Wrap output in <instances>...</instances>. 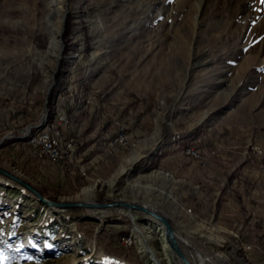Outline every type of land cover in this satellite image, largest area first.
Here are the masks:
<instances>
[{
	"label": "rangeland",
	"instance_id": "1",
	"mask_svg": "<svg viewBox=\"0 0 264 264\" xmlns=\"http://www.w3.org/2000/svg\"><path fill=\"white\" fill-rule=\"evenodd\" d=\"M57 117L80 143L114 117L115 164L88 174L87 143L61 141L57 165L34 153L30 135ZM2 138L0 167L53 201L146 205L193 264L197 252L264 264V0H0ZM173 143L185 166L172 172ZM159 225L125 208L51 209L0 176V264H181Z\"/></svg>",
	"mask_w": 264,
	"mask_h": 264
},
{
	"label": "water",
	"instance_id": "2",
	"mask_svg": "<svg viewBox=\"0 0 264 264\" xmlns=\"http://www.w3.org/2000/svg\"><path fill=\"white\" fill-rule=\"evenodd\" d=\"M51 89V86L49 90ZM45 123V118L37 123L35 126L28 127L27 131L29 132L31 129H39ZM28 135L16 136L18 140H25L27 139ZM3 139L0 141V145L3 144ZM0 175L9 179L10 181L16 183L20 187L24 188L26 191L29 192L31 196L36 198L38 201L42 202L43 204L47 205L51 209H66V208H86V209H95V210H104L108 208H125L128 210H136L143 214L149 216L152 220L156 223H159L162 228L164 229L165 237L167 243L169 245V249L173 255L177 257L181 264H191L184 249L181 247V239L177 237L175 228L171 221L162 213L153 211L148 209L144 205L131 203L129 201L123 200H112L108 202H95L90 200H83V201H73V202H57L47 198L38 188L33 186L27 179L16 175L3 167H0Z\"/></svg>",
	"mask_w": 264,
	"mask_h": 264
},
{
	"label": "crops",
	"instance_id": "3",
	"mask_svg": "<svg viewBox=\"0 0 264 264\" xmlns=\"http://www.w3.org/2000/svg\"><path fill=\"white\" fill-rule=\"evenodd\" d=\"M55 106L57 107L58 105L55 104ZM56 109V108H55ZM105 122V121H103ZM117 123V121H115V118L112 117V119L109 120V125L105 127V125L101 126V132L96 133L94 136L91 135H87L86 138H84L81 143L78 142L76 144V146L73 148V150H71L70 152L73 153L75 151V149L77 147H79L78 144H81V146H83V143H87V145H85V148H83L82 150H80L78 153L79 158H78V162H82V167L85 168V170L87 171L88 174H91V171L93 172V170L96 171H105L107 170L109 167L111 168L113 164H115V162L117 161V157L119 154V145H117L116 143H113L112 138L114 135V126ZM62 130V129H61ZM69 131H67L66 127H63V138H69L68 137V133ZM91 137V138H89ZM83 144V145H82ZM177 144L173 143L170 146H167L166 149L168 150V154L167 157L169 158H173L174 161H171V168L169 171H175V170H179V168H182L185 166V164L183 163H179L178 159L180 160L181 158L179 157V151L176 148ZM69 153L67 156H65V163H67V161L72 162V154ZM68 157V158H67ZM76 158V157H75ZM46 162L49 163V161L46 159ZM65 163H63L61 165L64 166ZM175 163V164H174ZM188 170H194L195 165H190L187 166ZM197 170V169H196Z\"/></svg>",
	"mask_w": 264,
	"mask_h": 264
},
{
	"label": "bare ground",
	"instance_id": "4",
	"mask_svg": "<svg viewBox=\"0 0 264 264\" xmlns=\"http://www.w3.org/2000/svg\"><path fill=\"white\" fill-rule=\"evenodd\" d=\"M46 118H47V115H46ZM45 118V120L47 121V119ZM61 120H62V118H61ZM45 124H46V122L44 123V125L41 127V128H43L44 126H45ZM41 128H39V129H41ZM60 131H61V124H60ZM29 133H31V130L29 131ZM42 131H39V132H37L35 135H30V137H29V144L31 145V144H33V142L34 141H36L37 140V138H39V137H41L42 136ZM61 135H62V132H61ZM59 139V140H58ZM43 140L47 143V145L51 148V155H52V157H56L57 159H59L62 155H63V152H62V145H61V141H63L62 139H60V137H59V134L58 133H56V131L55 130H53V129H49V132H46V133H43ZM60 141V142H59ZM63 142H65V141H63ZM67 143V142H66ZM71 146H67V147H65L66 149L67 148H70ZM197 152H198V150H197ZM132 156H135L136 155V153H133V154H131ZM130 159V158H129ZM127 161V160H126ZM129 161V160H128ZM131 161V160H130ZM129 163V162H128ZM126 169L127 168H125V166H122V169L118 172V174L117 175H119V177H121L125 172H126ZM15 174V173H14ZM0 176H2V175H0ZM3 177V176H2ZM3 178H5V177H3ZM5 179H7V178H5ZM8 181H10L9 179H7ZM11 183H13L14 184V182H12V181H10ZM116 182V181H115ZM115 182L113 183V185H112V187H111V189H112V191L114 190L113 189V187H115ZM85 192H88V193H85V194H90V192H89V190H86ZM36 199V198H35ZM135 204H137V203H135ZM141 205V204H140ZM144 206H146V205H144ZM148 209H151V210H153V211H157L156 209H154V208H151V207H149V206H146ZM117 209H123V208H121V207H119V208H117ZM157 212H160V211H157ZM160 213H162V212H160ZM163 214V213H162ZM146 215V214H145ZM166 216V215H165ZM169 220H170V218L168 217V216H166ZM171 221V220H170ZM159 224V223H158ZM160 227H159V230H158V234L160 235V240H161V245H162V249L164 250V252L166 253L168 250H169V245H168V243H167V240H166V237H165V233H164V229L162 228V226L161 225H159ZM176 234H177V232H176ZM152 236L151 235H149L147 238H146V240H149L150 238H151ZM177 237L179 238V239H181L180 237H179V235L177 234ZM181 241V244H185V245H191L188 241H183L182 239L180 240ZM185 242V243H184ZM182 247V246H181ZM186 253V252H185ZM197 254V257H196V260L199 262V264H215L214 263V260H213V258H210V257H207V256H205L203 253H201V252H197L196 253ZM187 255V254H186ZM187 258H188V256H187ZM189 259V258H188ZM189 261H190V259H189ZM190 263L191 264H193V262L192 261H190ZM225 263V262H224Z\"/></svg>",
	"mask_w": 264,
	"mask_h": 264
},
{
	"label": "built area",
	"instance_id": "5",
	"mask_svg": "<svg viewBox=\"0 0 264 264\" xmlns=\"http://www.w3.org/2000/svg\"><path fill=\"white\" fill-rule=\"evenodd\" d=\"M57 121H58V128L56 129V133L59 134L60 139L67 142L68 147L69 146H76V143H78L79 140L78 139L63 138V136L61 135V131H60V124L62 121L61 117H57ZM43 133H46V131H43ZM43 133H42L41 137L37 138V140L34 141L33 144H31L29 146L34 153H37L38 155L45 157L50 163L57 165L58 159L56 157H52L51 148L43 140ZM115 135L118 138V144L126 142L128 140V139H126V135L123 133V131H119ZM189 148H193L197 151V148H195V147H189Z\"/></svg>",
	"mask_w": 264,
	"mask_h": 264
}]
</instances>
